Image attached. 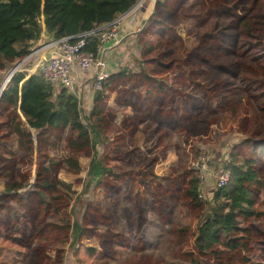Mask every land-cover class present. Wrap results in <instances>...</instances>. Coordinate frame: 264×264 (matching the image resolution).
Segmentation results:
<instances>
[{
    "label": "rangeland",
    "instance_id": "obj_1",
    "mask_svg": "<svg viewBox=\"0 0 264 264\" xmlns=\"http://www.w3.org/2000/svg\"><path fill=\"white\" fill-rule=\"evenodd\" d=\"M146 1L157 3L142 0L136 9L144 7ZM163 7L162 15H145L149 20L143 23L141 34L128 39L127 62L121 65L126 76L107 83V91L112 86L110 90H116L114 99L109 101L106 92L102 102H92L91 107L106 105L105 116L102 112L97 120L95 112L89 113L96 92L79 87L76 95L81 124L87 130L89 125L83 117L88 115L100 129V150L118 177L90 182L83 192L89 130L78 133V128L66 127L58 132L48 128L33 131L23 123L16 105L0 102V231L26 247L23 264H264L261 193L254 191L252 199L254 210L262 215L238 218L239 247L219 250L215 257L200 256L193 262L196 255L191 236L200 210L188 206L184 182L173 183L171 176L185 169L188 177L194 174L188 168L190 161L203 152L207 163L198 187L204 199L214 187L221 165L230 167L236 161L245 165L251 160L259 172L264 160V125L260 123L264 122V19L263 23L260 20L264 0H166ZM243 16L250 19L248 34L241 33L244 29L239 18ZM150 24L153 27L149 28ZM209 32L212 35L201 39ZM187 36L193 39L188 44ZM244 39L249 42L243 43ZM43 42L33 43L31 52ZM34 63L30 58L22 68L26 65L27 72L33 73ZM13 65L0 61V93ZM147 74L158 82H146ZM147 88L149 93L157 92L152 96L164 92L168 99L158 97L163 110L168 105L162 117L164 145L159 151L174 161L169 170L162 171L171 179L161 178L157 185L134 170L127 171V100ZM173 126V130L167 129ZM165 132L174 135L172 140H165ZM182 151H187L188 158L175 159L174 155ZM70 158L78 160L79 171L68 167L66 160ZM9 180L27 182L30 187L5 192L1 186ZM57 181L70 182L79 195L72 208L81 215L84 226L74 248L62 239L68 232L58 220L67 210L60 207L63 193L59 205L51 196ZM141 188L147 191L145 199ZM39 189L49 202L47 208ZM70 197L69 201L75 198Z\"/></svg>",
    "mask_w": 264,
    "mask_h": 264
},
{
    "label": "trees",
    "instance_id": "obj_2",
    "mask_svg": "<svg viewBox=\"0 0 264 264\" xmlns=\"http://www.w3.org/2000/svg\"><path fill=\"white\" fill-rule=\"evenodd\" d=\"M138 0H0V61L11 66L27 56L32 44L39 38L41 31L45 39H55L65 36H75L83 32L92 31L84 37L83 49L96 53L98 45V32L101 27L118 15L130 9ZM160 1V0H159ZM264 12L260 17L263 23ZM198 24L202 21L198 19ZM239 24L244 29L242 34H248L250 19L243 16L239 18ZM203 25V24H202ZM212 33H204L201 39ZM187 36L186 38H188ZM192 37L186 39V44L192 41ZM263 40V38H262ZM46 42V41H45ZM249 42L244 39L243 43ZM26 65L9 78L0 95V102L16 105L22 117L23 123L33 131H41L46 128L52 131H61L69 127L79 133H91L89 138V150L86 163L85 178L82 191L86 192L90 182H102L105 176L118 177L112 167L104 160L105 153L100 150L102 142L101 131L91 123L88 115L87 130L81 121V110L76 94L68 92L64 88H55L46 82L37 70L33 73L26 71ZM264 97V95H262ZM93 100L102 102L99 93H95ZM104 105L101 103L91 107L89 113L95 112L99 120L102 116ZM96 120V121H97ZM262 125L264 122L261 121ZM261 140H264L262 138ZM264 159V158H263ZM68 167L77 172L80 165L77 159L66 160ZM250 160L245 165L232 162L230 167V180L224 186L212 187L208 198L201 199L199 194V180L196 174H192L184 180L183 193L187 197L190 208H199L197 223L192 233V249L195 253L193 262L198 257L215 254L219 250L232 251L240 245L238 234V218L248 219L262 215V212L254 210L252 193L258 191L264 196V160L259 167V172L254 168ZM84 181V179H83ZM51 188V196L56 203L63 193L65 213L58 216L67 235L62 239L68 242L70 248L78 244V238L83 229L80 214L72 208L79 195L72 188L70 182H58ZM30 187L27 182L9 180L1 189L5 192L22 190ZM39 197L45 208L49 205L43 189H39ZM70 194L73 195L71 201ZM50 201V200H49ZM59 205V203L57 204ZM20 209L18 206L15 207ZM58 209V207H55ZM24 224V223H23ZM26 256V247L19 245L10 237H6L0 231V264H23Z\"/></svg>",
    "mask_w": 264,
    "mask_h": 264
},
{
    "label": "crops",
    "instance_id": "obj_3",
    "mask_svg": "<svg viewBox=\"0 0 264 264\" xmlns=\"http://www.w3.org/2000/svg\"><path fill=\"white\" fill-rule=\"evenodd\" d=\"M156 2L157 3L153 5V4H148L146 1L144 7L140 6L138 9L134 11V14L132 16L131 14L125 16L122 22H120V26L117 31L116 38L114 40L113 39L108 40L104 43L103 49H104L105 58L107 59L106 60L107 73L109 76L108 84L110 82H116L119 78H123V77L125 78L126 76V73L124 75V71L121 69L122 68L121 65L127 62L126 50H127L128 39L131 40L132 37H136L137 35L141 34V29H143L144 26L143 23L145 22V20L147 21L149 20V18H147L149 13L150 14L160 13L161 15L163 14L164 11L163 6L166 0H160V1L157 0ZM157 4H162V5L160 6ZM145 15L147 16L145 17ZM148 27L151 28L153 27V25L150 24ZM154 27L156 28V26ZM43 39L45 41L48 40L45 39L44 32L41 31L39 38L37 40H43ZM93 71L94 68H90L87 73L79 74L82 80H80L77 84L78 89L79 87L90 89L89 83H90V79L92 78ZM140 75L144 76L143 71ZM146 78H147L145 79L146 82L147 80L148 82H154V80L157 81V79L151 76V74H147ZM160 81L162 80L160 79ZM108 84L105 87L104 93L107 92L106 94L109 97V101H112V99H114L115 97L116 90H110L112 89L113 87L112 86L111 88H108L107 91ZM150 86L151 83L149 84L148 87ZM163 89L164 88H161L160 91L162 92ZM150 90H151L150 88H147L144 91L140 92L137 95V97H135L133 100L131 101L127 100V113H126L127 114V152H129V155L127 156V171L134 170L138 172L136 173V175L139 176L141 175L145 181H149L152 185H157L161 183L160 181L161 178L171 179L169 175L164 177L162 175V171L164 169L169 170V166L173 164L174 160L171 157H167V156L162 157V154L159 151V148L164 145V144L162 145L163 136L161 135V130L163 128L162 117L166 115V112H168V105L164 106V110H163L161 103L158 102V97L162 100H168V99H166L165 95L163 94L164 92L158 94L157 97L156 95L152 96L153 93L156 94L157 92L149 93ZM156 90L159 92L158 89ZM171 92L173 91L171 90ZM104 93L101 95V99L102 98L104 99ZM127 97H128V89H127ZM93 101L94 100L92 99L89 105L90 109ZM170 102H171V97H170ZM182 102L184 103L183 100ZM107 105L109 106V103ZM105 109H106V105L104 107V110ZM103 114L105 116L104 111ZM167 129L171 131L174 129V126L173 128H167ZM173 136L174 135L171 132H165V140L170 141L172 140ZM181 157L188 158L187 151H182L179 154L174 155L175 159H179ZM222 166L223 165H221V167ZM147 170L149 171L148 175L145 174ZM187 172L188 171L185 169L179 174L172 173L171 176L173 183L178 181L181 184V182L185 180L184 178L187 179L188 177ZM133 178L136 179V177ZM127 184L133 185V182L127 181ZM146 193H147L146 189H142V196L144 199L146 198ZM185 198L186 201H188L186 196Z\"/></svg>",
    "mask_w": 264,
    "mask_h": 264
},
{
    "label": "built area",
    "instance_id": "obj_4",
    "mask_svg": "<svg viewBox=\"0 0 264 264\" xmlns=\"http://www.w3.org/2000/svg\"><path fill=\"white\" fill-rule=\"evenodd\" d=\"M142 0H138L130 9L123 14L118 15L109 23L98 27V45L96 53L83 49L84 37L91 34L92 31L83 32L75 36H65L61 38L48 39L46 42L34 51L23 57L17 64L9 70L7 81L17 70H21L23 64L28 59H34L33 67L39 72L42 78L56 88H64L68 92L78 95V82L82 80L79 74L87 73L90 68H94L89 88L93 92L101 95L109 82L107 73V63L104 55L103 45L106 41L115 39L117 31L125 16L134 14L136 7ZM43 56H39L41 54ZM6 85V83H5ZM207 157L203 152H199L195 158L190 161L189 170L197 175L201 180L202 172L206 169ZM230 180V169L221 167L215 177L214 186H224Z\"/></svg>",
    "mask_w": 264,
    "mask_h": 264
},
{
    "label": "water",
    "instance_id": "obj_5",
    "mask_svg": "<svg viewBox=\"0 0 264 264\" xmlns=\"http://www.w3.org/2000/svg\"><path fill=\"white\" fill-rule=\"evenodd\" d=\"M263 43H264V38H263ZM0 95H1V93H0Z\"/></svg>",
    "mask_w": 264,
    "mask_h": 264
}]
</instances>
